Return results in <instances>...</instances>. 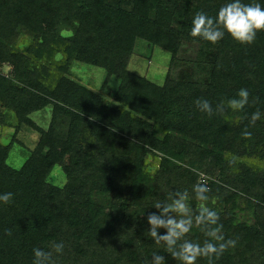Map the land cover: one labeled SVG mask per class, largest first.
Returning <instances> with one entry per match:
<instances>
[{
	"label": "trees",
	"instance_id": "obj_1",
	"mask_svg": "<svg viewBox=\"0 0 264 264\" xmlns=\"http://www.w3.org/2000/svg\"><path fill=\"white\" fill-rule=\"evenodd\" d=\"M227 2L0 0V121L41 134L20 168L0 143V192L14 193L0 204V264H33L34 247L53 264H153L154 254L182 264L148 234L154 205L176 192L187 193L193 217L185 239L203 244L219 227L221 243L235 241L211 264H264V30L250 44L227 32L216 43L190 35L198 12L215 17ZM138 39L171 54L163 84L128 69ZM187 45L197 46L195 62H181ZM74 61L119 78L111 98L75 80ZM181 63L190 69L176 71ZM241 88L248 102L234 110L227 102ZM198 99L212 104L211 116ZM49 106L44 129L30 115ZM56 165L64 187L48 180ZM198 183L207 200L196 197ZM201 207L218 213L216 225L196 222Z\"/></svg>",
	"mask_w": 264,
	"mask_h": 264
},
{
	"label": "clouds",
	"instance_id": "obj_2",
	"mask_svg": "<svg viewBox=\"0 0 264 264\" xmlns=\"http://www.w3.org/2000/svg\"><path fill=\"white\" fill-rule=\"evenodd\" d=\"M258 30H264V7L260 3H243L242 0H229L220 7L215 17L209 16L204 12H198L192 20L190 35L200 37L211 43H216L222 39L225 32L233 39L242 43L250 44L256 39ZM238 98L230 99L228 106L234 110L242 109L248 102L249 92L245 88L238 91ZM196 107L208 115L213 114L212 104L206 99L195 101ZM217 111L223 110V105H217ZM193 191L200 200H207L206 193L209 188L206 184L198 183L194 185ZM14 198L13 192H0V204H8ZM169 199L171 203H156L154 206L160 210L149 214L147 217L150 229L148 234L157 242H165L171 255L179 258L182 264H196L198 257H208L209 264L211 258L219 256L227 247L235 246L234 240H224L219 235V227L209 229L207 235L210 239L203 244L194 243L185 239L187 233L193 226V217L187 201V193L176 192ZM175 214V215H174ZM177 216L180 218L178 219ZM219 219L218 213L208 207H201L195 220L201 225H216ZM164 228V234H158V229ZM215 241V242H214ZM56 253H62L63 242L54 245ZM33 264H53L52 255L39 247L33 248ZM153 264H165L162 255L154 254Z\"/></svg>",
	"mask_w": 264,
	"mask_h": 264
},
{
	"label": "rangeland",
	"instance_id": "obj_3",
	"mask_svg": "<svg viewBox=\"0 0 264 264\" xmlns=\"http://www.w3.org/2000/svg\"><path fill=\"white\" fill-rule=\"evenodd\" d=\"M184 50L186 51L181 54V62L182 59L187 60V63L195 62L198 52L197 46L187 45ZM170 62L171 54L168 51L158 46L149 45L144 39H138L135 50L129 59L128 69L146 76L158 84H163L170 69ZM182 69L186 70L190 67L188 64L181 63L175 70L180 71ZM1 70L4 75L8 76L13 71V66L6 63L1 67ZM70 75L78 82L87 85L107 98H111L119 84V78L110 77L103 67L80 61L73 62ZM3 109L5 108L0 105V110ZM30 117L38 126L47 129L52 121V107L49 106L34 112ZM40 137L41 134L27 124L17 128L15 121H12L10 125H5L0 121V143L10 144L7 161L14 168H20L24 164L31 151L37 146ZM158 161L157 158L150 156L147 159V164L151 170H155ZM48 180L59 187H64L68 178L63 165H56Z\"/></svg>",
	"mask_w": 264,
	"mask_h": 264
}]
</instances>
